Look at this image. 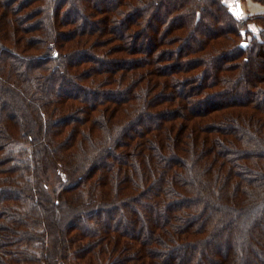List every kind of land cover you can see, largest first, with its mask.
Listing matches in <instances>:
<instances>
[{"label":"trees","instance_id":"16d2710c","mask_svg":"<svg viewBox=\"0 0 264 264\" xmlns=\"http://www.w3.org/2000/svg\"><path fill=\"white\" fill-rule=\"evenodd\" d=\"M171 13L185 14L183 32L166 27ZM263 22L225 0H0V264H264V99L248 93L264 96ZM196 31L195 52L227 39L184 60L203 58L213 79L164 80L156 96L167 101L151 102L157 82L147 84L145 65L134 74L132 58ZM74 74L94 87L69 83ZM176 80L197 85L181 97ZM211 88L192 108L187 97Z\"/></svg>","mask_w":264,"mask_h":264},{"label":"rangeland","instance_id":"374dc122","mask_svg":"<svg viewBox=\"0 0 264 264\" xmlns=\"http://www.w3.org/2000/svg\"><path fill=\"white\" fill-rule=\"evenodd\" d=\"M225 2L230 6V8L233 7V9H235V13H239L240 15L244 16L245 19H248L249 17L254 16L257 13H259V12H254V13L249 12V8H248L249 4H251L253 2H260V4H264V0H262V1L261 0H225ZM177 4H179V3H177ZM165 12L166 11L161 8V11H159V15H161L163 17L164 15H166ZM150 13L151 14H149V16L147 17V18H149L148 19L149 21L152 18V16L157 15L156 13H158V12L151 11ZM260 13L264 14L263 12H260ZM184 15L185 14H181V13H177V14H174V13L172 14L171 13V15L167 16L166 19H165V21H167V23H166L167 26L166 27H168V25L169 26L171 25V27H172L175 24L174 27H177L175 30L176 31H178V30L180 31L181 30L183 32L184 28H181L179 26L182 23L181 21L185 20ZM206 20H207L206 24L209 26L210 20L209 19H206ZM201 27L202 26L199 27V30L201 29ZM146 28H147V26L144 27V30ZM209 30H211V28ZM249 30H252L255 33L259 34V35H257V37L260 36V31H258L259 29H258V26L256 25V22L254 24H252V25L250 24ZM198 31H196L195 33L191 32L184 39H180L179 41L174 42L172 44H169V42H168L170 37H172V36H166L164 39H162V41L164 40L165 42L161 43L162 42L161 41L160 45L158 46V48L154 47L155 44L154 45H152V44L149 45L148 47L150 49L149 48L148 49L142 48V51H144V52L141 54L140 58H144V60H140L138 58V54H136V58H132L131 64L135 68L134 74L138 73L140 67H143L145 65L146 68H148L147 71H146V74H147V81L146 82H147V84H149V82L151 80H153V82L154 81L157 82L156 87H154L153 89H151V87H149V85H148V88H147V91L149 89L148 93H153V94L150 95V97L152 99L151 102H155L157 100H160V102H166L167 101V99H158V97L156 96V92H158V91L160 92L162 89H164V90L166 89V87H164V88L162 86L160 87L159 86V82H162L164 80H169V79H172V78H180V77H186V76H189V77L193 76L192 79L197 80V82H198L199 79H209V78H212V76H214L215 72L213 71L212 68L209 67V65H207L206 60H203V58L200 57V60H195L192 65L185 64L184 60H186L187 58H193V57H195V55L199 57V55L203 56L204 54H208V53L211 54L212 52L214 53V52L217 51L216 48L221 47L222 44L223 45L227 44V39L225 37H223L222 40H218L217 38H214L212 41H210V44H212L210 47L205 46V47L202 48L203 50L201 49L202 50L201 52H200V50L195 52L194 50L199 47V45H200L199 42L201 41V39L204 40L202 38L203 36L201 37L200 34H198ZM213 31H216V29H213ZM149 32L152 33V34L155 33V31H152V30L148 29L146 34H148ZM185 34H186V31H185L184 35ZM248 35L249 36L246 37L247 40H253L254 39L252 34L249 33ZM119 39L120 38L118 37L117 40H116L117 42L114 45H120V47H123V46L124 47H128L129 45L130 46L132 45V46H135V47L139 46V45L136 44L137 40H135V44L132 43V42L129 43V44H124V42H126V39H123V41H121V43L117 44L119 42ZM232 39H233V42L234 41L236 42L235 44H237L238 41H239V37H237V36H235ZM214 40H215L216 43L213 42ZM217 42H219V44H217ZM228 44H229V47L226 50V55L227 56H229V53L236 51V50H234L235 47H234L233 43L228 42ZM183 48H184V51H183ZM105 49L102 48V51H105ZM179 49H181V52L179 54L184 55L183 56V60L179 61L178 64H172V61L170 63V60L168 59V57L169 56L173 57L174 53L176 51H178ZM87 51L93 52V51H95V49L88 47ZM102 55L106 56L104 53ZM227 56L225 58H227ZM133 57H135V55ZM216 57H220V55L218 54V55H216ZM147 62H149V63L147 64ZM226 63H231V61L227 60ZM234 64H235V62H234ZM235 65H236V70L232 69L231 72L232 71L239 72V69L240 70L242 69L241 65L239 64V62H237ZM158 70H161V71H158ZM158 73H160V74H158ZM200 74H202L204 77L202 78V76H201L199 78ZM74 75H69L70 77L68 76L67 81L69 83H80V84H84L85 86L94 87L95 78H89L86 75L81 76V74L77 75V76L75 75L77 77L76 78ZM195 75H198V76H196V79L194 78ZM224 75L226 76L225 73H224ZM212 79H209V80H212ZM194 80H191V81H194ZM46 81H48V80H46ZM146 82L145 81H141L140 84L137 86V88L134 90L135 97H137V98H136V103L134 104L133 108L129 110L130 113H132L133 109L135 111V110H137L140 107V105H141L140 103L143 100L142 96H141L142 95L141 90H144L146 88V86H147ZM197 82H192L188 87H186V84L183 83L181 80H176V82L174 84L175 85L174 90L177 91V93H178L177 96L184 97L183 94H184L185 90H188L191 87H194L195 85H197ZM182 83H183L184 86L182 85ZM187 83H189V82H187ZM110 87L111 86H105L103 88H110ZM61 89L62 88H59V90H61ZM111 89H113V88H111ZM217 89L219 90L221 88H217ZM191 92H194V91H191ZM214 92H215L214 88H211V89L207 90V94L205 93V94H202L201 96H197V95L193 94V95H191V96H189L187 98H188V100H193L194 101V103H192L191 106H192V108H194L196 110V109H200L201 105H205L204 103H201V105L198 103V101H197L198 97H204L205 96L204 97L205 99L206 98H211V96L213 95ZM248 93H250L251 98L255 102L260 101L261 97L264 99V96H260L261 91L258 90V89L254 90V92H253V89H252V91H249ZM90 94L94 95L95 93L93 92V90H91ZM100 95H101L100 92H97L95 97L98 98V97H100ZM246 96H247V93H245V90H243L242 92L238 91L235 98H237V99H245ZM95 97H92V99H94ZM256 97H260L259 100L256 101L255 100ZM67 102H71L73 104L77 103V102H74V99H69V100H67ZM67 104L64 103L63 106H66ZM113 105H117V104L113 103ZM113 105H111V106L114 107ZM161 107H162V109H164V106L161 105ZM71 109H73V107ZM155 109H157V108L153 107L152 112H155L156 111ZM63 110L65 111V113H68V114L70 113V110H69V112H67V108H63ZM60 112H61V115H62L63 112L62 111H60ZM187 113L188 112H185V114H187ZM165 116L167 117V115H165ZM152 122H153L152 119L151 120H145V122L143 121L142 125L145 126L146 124L152 123ZM215 122L212 123V124H215L216 126H222L223 127V123L219 124L218 122H216V123ZM223 122H226V121H223ZM73 123H76V122H73ZM87 125H88V123L87 124H85V123L81 124V126H82V130L81 131H84L85 128L87 127ZM113 125H114L113 131L118 130V127H117L118 124L114 123ZM99 127H100V125H99ZM139 127H141V125ZM106 133H108V132L104 128H100L98 133H97V135L99 137L101 136V138L104 139V138H106V136H105ZM66 135H67V128H65V132H63V137H65ZM217 135H219V134H216V133L212 132L210 134H205L204 137L206 136L207 138H212V137L214 138ZM85 145H89V144L86 143ZM5 167H7L6 168L7 170L9 169L8 164H4V165L0 166V169L4 170ZM8 173H12V172H8ZM48 176L50 177V181L53 180V182H54L56 180L57 177H56V173H55L53 168L48 170ZM1 214L2 213H0V215ZM59 217H61V216H59ZM66 217L69 218L70 214L67 213ZM120 259H121V257H120Z\"/></svg>","mask_w":264,"mask_h":264},{"label":"crops","instance_id":"0c3cea01","mask_svg":"<svg viewBox=\"0 0 264 264\" xmlns=\"http://www.w3.org/2000/svg\"><path fill=\"white\" fill-rule=\"evenodd\" d=\"M244 3V2H243ZM249 12H264V4H260V2H253L248 5Z\"/></svg>","mask_w":264,"mask_h":264},{"label":"bare ground","instance_id":"6f19581e","mask_svg":"<svg viewBox=\"0 0 264 264\" xmlns=\"http://www.w3.org/2000/svg\"><path fill=\"white\" fill-rule=\"evenodd\" d=\"M232 68V67H231Z\"/></svg>","mask_w":264,"mask_h":264},{"label":"snow or ice","instance_id":"6c2138e0","mask_svg":"<svg viewBox=\"0 0 264 264\" xmlns=\"http://www.w3.org/2000/svg\"><path fill=\"white\" fill-rule=\"evenodd\" d=\"M239 14V13H238Z\"/></svg>","mask_w":264,"mask_h":264}]
</instances>
